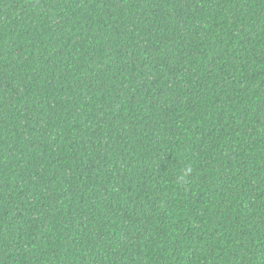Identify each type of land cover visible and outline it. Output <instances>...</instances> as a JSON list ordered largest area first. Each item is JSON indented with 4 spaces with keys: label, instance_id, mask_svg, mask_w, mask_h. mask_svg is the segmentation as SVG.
<instances>
[{
    "label": "trees",
    "instance_id": "16d2710c",
    "mask_svg": "<svg viewBox=\"0 0 264 264\" xmlns=\"http://www.w3.org/2000/svg\"><path fill=\"white\" fill-rule=\"evenodd\" d=\"M0 264H264V0H0Z\"/></svg>",
    "mask_w": 264,
    "mask_h": 264
}]
</instances>
